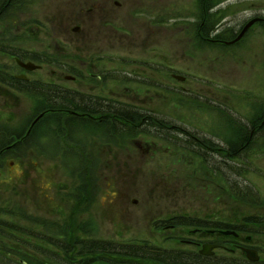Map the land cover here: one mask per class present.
I'll return each mask as SVG.
<instances>
[{
	"label": "rangeland",
	"instance_id": "1",
	"mask_svg": "<svg viewBox=\"0 0 264 264\" xmlns=\"http://www.w3.org/2000/svg\"><path fill=\"white\" fill-rule=\"evenodd\" d=\"M62 1H36L31 15L40 16L47 4L52 9L48 19L51 21L50 13H55L58 6L65 20L69 18L68 26L73 22L71 17L91 8L119 18L117 25H112L113 39L124 41L123 48L130 50L120 51L118 47L115 53H149L151 44L143 45L152 42L145 40L151 20L135 12L143 6L153 11L151 15L162 11L166 18L155 40L160 41L163 57L171 62L166 65L174 69L172 72L188 76L189 82L180 83L162 75L164 85L156 103L164 123L143 127L141 138L140 131L129 127V134L139 135L122 141L111 137L92 140L93 157L80 155L78 147L75 157H64L62 151L73 144L59 139L48 143L44 156L1 157L0 264H73L49 244L62 237L169 248L192 257L176 264H247L246 250H257L264 263V133L245 148L240 142V137L252 132L253 115L264 112V25L256 24L259 20L255 19L264 17V0H223L222 6L212 11L213 20L220 24L218 29L209 30L214 38L233 41L253 24L240 43L234 45L239 37L232 42L234 46L209 43L193 61H188L184 53L189 48L198 0ZM175 5L181 12L169 8ZM169 9L176 13L169 17L164 13ZM126 21L129 34L121 30ZM103 25H107L106 20ZM97 26L100 35L104 28ZM131 48L134 52L129 53ZM153 94L127 96L152 101ZM26 111L23 108L19 112ZM11 113L0 109V119L14 121ZM6 131L0 128V136H5ZM148 145L155 152L144 153ZM185 217L211 220L225 231L241 234L248 246L233 255L219 252L220 257L215 259L192 256L199 250L168 240L182 232L187 233L184 241L192 240L188 231L197 228L186 227ZM173 227L177 233L172 232ZM42 234L44 241L30 237ZM223 235L226 240L231 238L228 247L235 248L236 235ZM246 238H251L250 242ZM73 262L166 264L111 256L78 257Z\"/></svg>",
	"mask_w": 264,
	"mask_h": 264
},
{
	"label": "flooded vegetation",
	"instance_id": "2",
	"mask_svg": "<svg viewBox=\"0 0 264 264\" xmlns=\"http://www.w3.org/2000/svg\"><path fill=\"white\" fill-rule=\"evenodd\" d=\"M36 1L39 0H0V58L4 59L0 60V109L11 110L14 117L12 122L6 121L7 117L0 119V128L7 129L6 135L0 136V158L44 156L48 153V143L54 139L73 144L62 151L70 157H75L77 147L80 155L93 157L90 149L92 140L97 137H111L122 141L126 137L130 139L139 135L129 134V127L140 131L145 126L164 123L159 119L160 105L156 103L161 86L164 85L162 75L185 84L189 80L188 76L181 75L177 70V73L172 72L174 69L166 65V62H171L163 57L165 54L162 53L160 41L155 40L162 20L166 18L162 17V11L151 15L153 11L143 6L135 12L138 16L151 20L147 31L150 33L145 40L149 42L151 39L152 42L142 44H151L149 53H132L134 48L129 52L132 54L115 53L117 51L113 50L118 47L120 51L130 50L123 48L124 41L113 39L112 25H117L119 18L96 13L91 8L86 13L81 11L79 15L71 17L73 22L68 26L66 22L69 18L65 20L66 17L58 6L55 7L56 14L53 11L50 13L53 16L51 21L48 14L52 9L47 4L40 11V16L31 15ZM41 1L47 3L46 0ZM58 2L63 3L62 0ZM222 2L223 0L197 1L194 8L195 23H192L189 32L190 44L186 54L184 53L188 61L202 55L209 43L234 46L248 34L249 31L233 45L232 42L237 40L242 31L233 41L224 37L214 38L209 33L212 27L219 28L220 24L213 20L212 11L221 7ZM116 5L121 7L119 3ZM169 8L181 12L178 11L179 5ZM164 13L170 17L176 12L169 9L168 13ZM255 19L259 20L256 24L264 25V17ZM104 20L107 21L105 26ZM97 24L104 28L100 35ZM89 25L95 28L89 30ZM127 25L126 21L121 30L129 34ZM125 39L128 41V36ZM7 60L9 62L5 63ZM150 88L153 92L148 90ZM147 93L158 94H153L152 101L138 98L136 101V98L133 100L127 96ZM23 108L27 111L19 112ZM256 108L257 106L254 107V113ZM253 116L250 119L252 132L240 137L243 148L264 133V112ZM143 132L140 133V138ZM143 149L144 153L155 152L151 145ZM176 231L177 228L173 227L172 232L177 233ZM223 232L219 225L210 229L199 227L189 232L188 238L191 241L186 242L185 236L177 234L172 235L171 239L197 250H201L204 245L213 246L214 255L207 257L208 259L220 257L219 252L233 255L241 251L244 245L248 246L238 233L235 238L236 247H228L231 238L226 240ZM250 240L245 239L246 242ZM260 258V262L246 263L264 264L261 255ZM210 263L223 264L222 261Z\"/></svg>",
	"mask_w": 264,
	"mask_h": 264
},
{
	"label": "trees",
	"instance_id": "3",
	"mask_svg": "<svg viewBox=\"0 0 264 264\" xmlns=\"http://www.w3.org/2000/svg\"><path fill=\"white\" fill-rule=\"evenodd\" d=\"M185 225L186 227H192V228L213 227L212 224L201 222L198 219H188L186 220ZM226 229L229 228L226 226ZM30 237L39 241L45 240L43 239V234L35 235V236L31 235ZM46 237L49 236L45 235V238ZM49 244H52L56 249L62 251V253L65 255L63 259L65 261L70 260L71 263L73 264H75L73 261L78 257H80L83 260L93 256H104V257L111 256L114 258H121L122 260H132V261L144 260V261L155 262V260H160L161 262L163 263L165 262L166 264H176L177 262H181V261H189V258H192L189 254L185 255L173 249L153 248L149 246L142 247L136 244L116 243L106 240L89 239V240L80 241V239L62 237L59 239V241H55V240L50 241ZM56 253L58 256L59 255L58 252ZM192 256L203 258L198 254ZM44 258L46 261H48V258H46V256ZM17 264H25V263L18 262ZM32 264H38V263L37 261H33ZM110 264H115V263L111 262Z\"/></svg>",
	"mask_w": 264,
	"mask_h": 264
},
{
	"label": "water",
	"instance_id": "4",
	"mask_svg": "<svg viewBox=\"0 0 264 264\" xmlns=\"http://www.w3.org/2000/svg\"><path fill=\"white\" fill-rule=\"evenodd\" d=\"M253 23L249 24L244 32L242 33V35L238 38V40H240L243 35L245 34V32L252 26ZM226 235H229V234H234L236 235L235 233H231V232H228V233H225ZM211 250H212V247L211 246H204V249L203 251H201V254L202 255H211ZM246 253H247V258L248 260L252 261V262H258L259 261V256H258V252L256 251H251V250H246Z\"/></svg>",
	"mask_w": 264,
	"mask_h": 264
},
{
	"label": "bare ground",
	"instance_id": "5",
	"mask_svg": "<svg viewBox=\"0 0 264 264\" xmlns=\"http://www.w3.org/2000/svg\"><path fill=\"white\" fill-rule=\"evenodd\" d=\"M66 156L68 157V155L64 154V157H66ZM125 165H127V164H125ZM125 165H124V166H125Z\"/></svg>",
	"mask_w": 264,
	"mask_h": 264
}]
</instances>
